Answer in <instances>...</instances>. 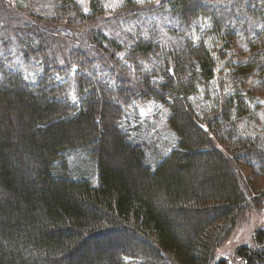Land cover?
I'll return each instance as SVG.
<instances>
[{
    "label": "trees",
    "instance_id": "1",
    "mask_svg": "<svg viewBox=\"0 0 264 264\" xmlns=\"http://www.w3.org/2000/svg\"><path fill=\"white\" fill-rule=\"evenodd\" d=\"M38 1L25 9L42 48L23 49L20 61L37 68V82L10 62L0 67V264H229L217 250L250 209L237 166L264 173L251 141L264 138L253 92L264 84V5L161 0L140 9L124 0L121 14L102 19L115 0ZM28 36L3 33L18 47ZM57 48L81 70L61 64ZM71 85L75 102L60 98ZM150 102L166 107L173 144L142 116ZM122 131L145 145L131 147ZM114 232L125 237L108 252L85 249ZM255 240L235 250L244 264H264V228Z\"/></svg>",
    "mask_w": 264,
    "mask_h": 264
},
{
    "label": "rangeland",
    "instance_id": "2",
    "mask_svg": "<svg viewBox=\"0 0 264 264\" xmlns=\"http://www.w3.org/2000/svg\"><path fill=\"white\" fill-rule=\"evenodd\" d=\"M31 1L32 0H0V25L1 22H3V26L0 31V67L1 65L6 66L9 62V65H11V63L12 65H17L21 68L22 72L25 76H27V79L30 82L36 83L37 80L34 78V74L36 71H38L37 68L32 67L31 65L28 66L26 64L20 63V61H22V59L24 58L22 54L23 49H26V51L28 52V47L34 44L38 45V48H42V45H40V38H42V35L38 30L34 31L35 27L31 22L30 16L26 12L29 11V9H25V6L30 4ZM38 3H40V0L38 1ZM157 5L158 4L155 3V0H153L152 3H148L147 1H145L143 5L136 3L135 0L133 8L149 9ZM124 8L125 3L115 10L112 9L110 14H104L101 18L108 19L118 14H121L120 11H122ZM236 18L240 20V18ZM3 33H5L7 36L14 40H18L19 38H24L29 35L25 42L26 46H14V44H12L10 41L5 40V38L3 37ZM46 47L49 48V44H47ZM57 55L59 56L58 59L63 61L64 66H70V63H73V65L70 67H77L79 70H81L80 64H77V61L73 62V60L70 59V56H68L62 48H57ZM91 68L92 67L89 66L83 70L85 76L91 77V74H93L91 72ZM90 81L93 83V85L96 84V80L93 77ZM103 81L106 83V86H112L111 81L109 79ZM253 92L254 97L257 100L256 103L259 104L256 108L257 115H264V103H260V101H264V84H256L253 88ZM73 95L78 97V90L75 85L65 87L62 93L60 94V98L63 100H68V98L72 99ZM47 96L44 100L50 101L51 98ZM98 100L101 102L103 101L104 103L109 102V100L101 98L100 95L98 96ZM166 112L167 110L164 105L150 102V105L143 108L142 116L146 117L148 115L150 119L147 121L152 120L154 122H157L159 125H162L164 123ZM132 126L135 127L133 124ZM107 128H109V123L105 121V124H103L102 128V136H104L106 144L109 139V136L105 137ZM161 129L162 135L164 134V138H167V140H169V142L173 144L174 141L168 135L167 129L164 128L163 125ZM82 136L90 138L91 134H82L81 137ZM79 137L80 135L75 132L74 134H69L68 139L75 140L79 139ZM227 152H229L228 149ZM82 156L84 155H80V157ZM123 160L124 157L117 153L114 158L115 164L113 163V165L123 167ZM152 161L153 160L150 161V164H152ZM237 169L238 173L240 174V180L248 194L250 209H248V211L242 217L239 218L236 228L234 229L230 237L217 250L216 256L217 258L227 257L229 260H231V264H244L243 261L239 260L234 256V253L235 250L240 246L247 245L248 247H255V231L258 230L257 228H264V173L256 174L253 170H251L248 165L244 163L240 165V168L237 166ZM87 172L89 173V171ZM91 175L93 176V173ZM155 202L158 203V201ZM159 206L160 208H163L165 205L164 203H161V205ZM168 213L170 214L171 212ZM171 219H174V222L179 227H182L186 231L189 230V223L183 222L180 216H173L171 217ZM123 237H125L123 233L114 232L106 239H102L99 237L98 239L91 241L85 249L89 250L92 254L96 253L97 251H95L96 249H94L93 247V245H95L100 254H102L103 249L108 252L109 250H107V248H113L114 246L121 244L123 242Z\"/></svg>",
    "mask_w": 264,
    "mask_h": 264
},
{
    "label": "bare ground",
    "instance_id": "3",
    "mask_svg": "<svg viewBox=\"0 0 264 264\" xmlns=\"http://www.w3.org/2000/svg\"><path fill=\"white\" fill-rule=\"evenodd\" d=\"M120 135L123 136L124 139H125V141H126V143L128 145H130L131 147H133V148H136L137 149L138 147H143L145 145V143L143 142L142 143V146H136L134 144L133 140L130 138L129 131H128V134L125 131H122L120 133ZM243 138L245 140V136L244 135H243ZM251 141H252L253 144H255L256 146H258L257 148L259 149V151L263 155L262 152H264V138H257V137H255ZM142 154H143V157H144V160H145V164L150 165V161L152 159V153L148 149L144 148ZM238 155L239 156H242L241 153H238Z\"/></svg>",
    "mask_w": 264,
    "mask_h": 264
},
{
    "label": "snow or ice",
    "instance_id": "4",
    "mask_svg": "<svg viewBox=\"0 0 264 264\" xmlns=\"http://www.w3.org/2000/svg\"><path fill=\"white\" fill-rule=\"evenodd\" d=\"M147 2L152 3L153 0H147ZM160 2H161V0H155L156 4H159ZM123 3H124V0H115L114 3L107 4V5H105V7L112 8L113 10H115L116 7L121 6ZM136 3L143 5L145 3V0H136ZM260 4L264 5V0H260ZM84 10L88 11L87 8H85ZM128 31L131 32L132 28H129ZM117 35H119V34H117ZM142 35L144 36L145 39H149L147 32L142 33ZM138 39L139 38L137 37V40ZM120 55L123 57L124 54H120ZM60 63L63 64V61L61 60ZM25 79H27V76L25 77ZM72 99L75 102L77 100V97L75 95H73ZM260 103H264V101H260ZM141 111L143 113V109H141Z\"/></svg>",
    "mask_w": 264,
    "mask_h": 264
}]
</instances>
